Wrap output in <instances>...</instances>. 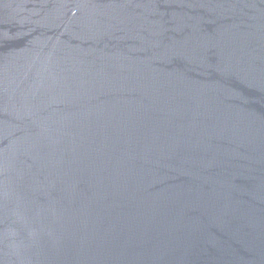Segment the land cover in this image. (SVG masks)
<instances>
[{
  "label": "water",
  "instance_id": "95a60500",
  "mask_svg": "<svg viewBox=\"0 0 264 264\" xmlns=\"http://www.w3.org/2000/svg\"><path fill=\"white\" fill-rule=\"evenodd\" d=\"M0 264H264V0H0Z\"/></svg>",
  "mask_w": 264,
  "mask_h": 264
}]
</instances>
